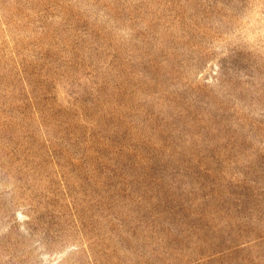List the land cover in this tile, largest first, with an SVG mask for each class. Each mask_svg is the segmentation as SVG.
<instances>
[{"label": "rangeland", "instance_id": "1", "mask_svg": "<svg viewBox=\"0 0 264 264\" xmlns=\"http://www.w3.org/2000/svg\"><path fill=\"white\" fill-rule=\"evenodd\" d=\"M0 264H264V0H0Z\"/></svg>", "mask_w": 264, "mask_h": 264}]
</instances>
